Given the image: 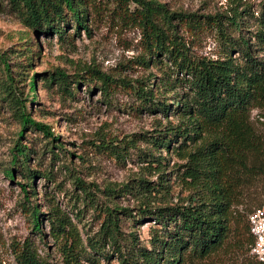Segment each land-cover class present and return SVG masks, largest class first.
Wrapping results in <instances>:
<instances>
[{
	"label": "trees",
	"instance_id": "obj_1",
	"mask_svg": "<svg viewBox=\"0 0 264 264\" xmlns=\"http://www.w3.org/2000/svg\"><path fill=\"white\" fill-rule=\"evenodd\" d=\"M12 1L21 3L18 7L22 8L21 18L27 26L38 31L52 30L59 35L62 32L59 22L65 20L66 11L76 29L86 27L84 21L89 8L93 18L99 14L95 0ZM112 1V7L106 6L105 16L127 24L138 33L141 52L134 60L146 66L163 59L170 69L164 79L115 77L95 68H85L88 74L76 73L78 78L73 80L63 71L54 70L48 75V81H55L70 96L74 90L71 81L96 82L104 96L122 86L146 110L163 116L174 115L177 121H167L159 128L161 131L151 134L133 132L130 137L122 138L121 143L99 138L96 147L115 160L122 161L130 149L135 150L142 167L155 171L157 179L148 180L138 174L121 183L105 185L101 191L109 203L103 202L97 207L93 191L75 176L80 199L88 201L97 211L99 224L83 240L66 213L57 210L47 216L49 233L58 242L62 264H85L86 260L99 264V258H115L118 264H190L215 252L229 235L236 233L239 239L245 233L243 239L249 245L252 237L243 216L245 213L246 219L247 212L260 203L261 191L257 195V187L264 182V134L250 120L252 108L264 120V0L259 1L253 15L256 27L248 34L240 31V11L248 8L245 4L239 10L234 6L232 13L226 15L172 9L159 0ZM203 31L214 33L222 45L221 54L210 57L193 53L191 44ZM2 62L6 67L5 60ZM35 75L32 72L27 80L30 90L35 89ZM176 87L182 89L178 92L174 90ZM163 90L172 91L170 100L161 94ZM3 91L20 124L18 136L30 126L53 144L56 136L49 124L28 115L24 102L10 83ZM137 139L157 150L158 147L167 149L175 142L174 150L185 159L177 174L185 193H176V199L169 200L166 173L158 168L162 166L160 154L141 148L136 144ZM27 160L26 146L17 141L9 159L11 166L2 168L8 177L12 176L14 166L27 170L26 181L20 182L24 192L37 173L27 167ZM126 195L132 197L134 206H121L113 200ZM29 212L33 228L39 232V210L35 204ZM121 215L157 224L150 229L148 245L142 244L132 230L124 234L120 228ZM12 251L16 264H50L39 257L27 239L14 244ZM250 264L264 263L255 259Z\"/></svg>",
	"mask_w": 264,
	"mask_h": 264
},
{
	"label": "rangeland",
	"instance_id": "obj_2",
	"mask_svg": "<svg viewBox=\"0 0 264 264\" xmlns=\"http://www.w3.org/2000/svg\"><path fill=\"white\" fill-rule=\"evenodd\" d=\"M95 1L99 14L93 18L89 8L84 21L86 27L76 29L66 11L65 20L59 22L62 29L59 35L52 30L38 31L27 26L21 18L19 1L0 0V264H16L12 247L21 244L24 239L31 243L40 258L50 264H62L58 242L49 233L47 216L54 211L66 213L83 240L85 234H92L97 229L99 215L88 201L80 199L81 191L76 187L75 176L93 191L97 207L103 202L109 203L101 191L105 185H115L138 174L148 180L157 179L155 171L142 167L135 150L130 149L121 161L100 151L96 144L101 137L121 143L122 138L130 137L133 132L147 131L151 134L161 131L159 128H163L164 123H175L177 117L146 110L139 104L138 98L122 86L104 96L96 82L81 80L76 84L71 81L70 86L74 90L70 96L59 89L55 81H48V75L54 70L63 71L71 80L78 78L76 73L87 75L85 68H95L115 77L142 78L145 81L147 78L162 81L165 73L170 71L163 59L151 61L146 66L136 62L134 58L141 52L136 29L105 16L106 6L114 4L112 0ZM159 1L172 9L226 15L232 13L234 6L239 10L245 4L248 8L240 11V31L248 34L256 27L253 15L260 0H240L238 3L236 0ZM223 18L226 19L225 16ZM191 49L196 55L214 57L221 54L222 45L212 31H203L192 42ZM32 72L36 73L34 90H30L27 84ZM9 83L20 101L24 102L28 115L49 124L56 136L53 144L30 126H26L18 136L20 124L3 91ZM181 89L176 87L174 90L179 92ZM171 92L161 94L170 100ZM256 112V108L250 111L251 123L259 133L264 134V120ZM17 141L27 148V167L37 170L31 186L24 184L29 188L26 192L20 182L26 181L27 170L14 166L11 168L12 176L8 177L2 169L11 166L9 159ZM136 144L160 154L162 166L158 168L166 173L169 200L174 201L176 193H185L177 176L182 168L180 163L185 159L174 150L175 142L167 149L158 147V150L151 149L149 143L142 139H137ZM260 191L259 202L264 200V182L257 187V195ZM113 200L121 206H134L130 195L114 197ZM33 204L39 210V232L34 230L29 212ZM240 206L237 205L239 209ZM242 212L245 211L242 209ZM120 219V228L125 235L132 230L142 244H149L150 229L157 224L152 220L138 221L125 215H121ZM243 222L246 223L245 213ZM244 236L245 233L239 239L237 233L229 235L222 247L190 264H250L255 259L248 253ZM84 263L92 264L90 260ZM98 263L118 264L115 258H99Z\"/></svg>",
	"mask_w": 264,
	"mask_h": 264
},
{
	"label": "built area",
	"instance_id": "obj_3",
	"mask_svg": "<svg viewBox=\"0 0 264 264\" xmlns=\"http://www.w3.org/2000/svg\"><path fill=\"white\" fill-rule=\"evenodd\" d=\"M251 242L248 253L256 260L264 263V200L254 205L246 214Z\"/></svg>",
	"mask_w": 264,
	"mask_h": 264
}]
</instances>
